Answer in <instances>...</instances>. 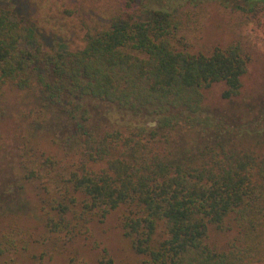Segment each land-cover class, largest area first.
<instances>
[{
  "label": "trees",
  "instance_id": "obj_1",
  "mask_svg": "<svg viewBox=\"0 0 264 264\" xmlns=\"http://www.w3.org/2000/svg\"><path fill=\"white\" fill-rule=\"evenodd\" d=\"M134 2L72 50L30 42L0 5V101L6 89L35 97L2 125L0 261L115 264L92 234L114 214L129 264H264V131L205 104L213 84L227 103L240 94L250 55L238 41L177 46L179 16ZM232 3L264 16V0ZM214 229L230 238L217 245Z\"/></svg>",
  "mask_w": 264,
  "mask_h": 264
},
{
  "label": "rangeland",
  "instance_id": "obj_2",
  "mask_svg": "<svg viewBox=\"0 0 264 264\" xmlns=\"http://www.w3.org/2000/svg\"><path fill=\"white\" fill-rule=\"evenodd\" d=\"M232 2L233 0H135L134 5L136 8L143 6L175 12L181 22L175 35L179 42L175 45L183 44L184 48L191 52H206L215 45H225L232 41H238L245 47L250 59L242 78L240 94L227 103L219 98L222 85L213 84L205 91V104L217 108V111L213 110L216 114H220L219 110H221L223 123H233L237 126H235L236 130L251 125L252 128H246V132L250 134L254 131L250 129H257L259 134H262L264 131V16L255 18L243 15L235 9ZM121 3L123 4V0H0V5L14 9L24 26L33 29L35 37L29 41L35 39L40 42L42 49L49 50H72L81 47L84 44L85 33L104 27L109 13ZM3 94L0 101V135L4 144L0 155L5 153L6 156L1 164L2 168L11 149L8 140L9 127L2 125L11 124L18 116V110L35 105L32 92L6 89ZM249 137L252 142L253 136ZM262 142L259 143L261 147L264 146V140ZM3 172H0V175ZM114 219L112 214L102 223L95 224L92 227L93 239L109 250L115 264H129L134 260V256L120 237ZM230 235L231 230L224 232L211 230L212 239L217 245L224 244ZM84 242L86 247L89 246L84 240L75 243L80 251H83L80 244ZM0 264L5 263L0 261ZM12 264L37 263L16 260ZM43 264H65V261L62 256L53 257Z\"/></svg>",
  "mask_w": 264,
  "mask_h": 264
}]
</instances>
